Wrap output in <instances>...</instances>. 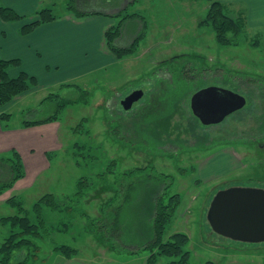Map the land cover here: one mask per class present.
Masks as SVG:
<instances>
[{"label": "rangeland", "instance_id": "obj_1", "mask_svg": "<svg viewBox=\"0 0 264 264\" xmlns=\"http://www.w3.org/2000/svg\"><path fill=\"white\" fill-rule=\"evenodd\" d=\"M210 4L208 0L48 3L58 16L70 12V6L81 14L124 10L112 18L115 24L137 13L123 22L115 44L127 47L141 38L136 51L111 71L117 79L103 77L83 84L90 103L71 104L61 112V147L50 152V167L36 184L17 197L36 224L39 218L33 207L45 194L52 193L65 210L44 207L45 225L38 235L27 236L31 246L16 250L12 263L28 258L31 264H60L64 255L57 246L70 245L88 264H147L151 250L143 247L154 240L156 199L163 182H171V192L179 193L182 202L165 240L176 232L186 233L189 264H264V241L244 242L213 233L207 219L217 191L235 185L264 188V29L248 23L243 13L247 30L239 44H221L211 25H199ZM242 7L229 4L234 16L244 12ZM210 81L249 98L243 109L217 125H204L190 109L191 96ZM141 85L145 96L131 109L121 108L119 99ZM58 91L65 98L80 96L74 87L41 88L12 104L9 124L52 114L54 102L42 101ZM226 149L240 152L243 164L237 170L222 171L225 165L215 159ZM18 213L8 203L0 205L2 217ZM17 231L19 227L0 222V246ZM173 259L163 255L158 264H172Z\"/></svg>", "mask_w": 264, "mask_h": 264}, {"label": "crops", "instance_id": "obj_2", "mask_svg": "<svg viewBox=\"0 0 264 264\" xmlns=\"http://www.w3.org/2000/svg\"><path fill=\"white\" fill-rule=\"evenodd\" d=\"M50 1L52 0H0V5L11 7L24 16L19 21H5L0 16V57L18 59L21 62L20 66L9 68L10 75L16 76L24 71L35 76L38 81L31 90L5 105L2 108L4 111L9 112L12 104L41 88L53 89L63 84L76 83L82 87L83 84L95 79L99 81L103 77L117 79L116 75L113 77L110 73L114 68H119L123 60L106 43V31L115 24L112 19L115 12L112 9L98 10L82 16L70 11L64 16L56 15L55 20L39 25L28 34L21 33L22 26L35 20L36 13L48 8ZM219 1L228 5L243 4L248 23L264 29V0ZM70 88L73 87L65 89ZM9 121L0 120V157L11 156L14 150L18 151L24 164V176L0 194V205L8 203L10 197L18 196L33 187L50 167V152L61 147L59 119L33 126H26L24 121L16 126L10 125ZM228 151L226 149L216 154L215 159L225 165L222 171L237 170L243 164V158L237 149ZM211 161V158L208 159L205 165ZM61 261L60 264H88L77 256L63 258Z\"/></svg>", "mask_w": 264, "mask_h": 264}, {"label": "trees", "instance_id": "obj_3", "mask_svg": "<svg viewBox=\"0 0 264 264\" xmlns=\"http://www.w3.org/2000/svg\"><path fill=\"white\" fill-rule=\"evenodd\" d=\"M210 1L206 16L199 21V25H211L216 33L217 41L225 45L239 44L241 36L247 30V19L245 12H240L236 16L231 14V10L227 3L219 0ZM71 7V6H70ZM69 8V11L74 12L78 16H82L80 12H76ZM124 11V10H123ZM123 11L113 14L112 17L121 16ZM35 20L25 23L21 28L22 34L32 32L36 27L43 23H47L56 19V15L52 8H43L37 13ZM137 13H131L123 16L117 23L111 26L106 31V43L108 48L119 58L122 59L127 55L133 54L140 42V37H137L130 46L120 47L115 44V39L120 35L123 22L131 17L137 16ZM0 16L5 21H19L24 19V16L19 14L11 7L0 5ZM21 62L18 59H4L0 57V120L9 121L11 113L2 110L8 103L12 102L16 97L28 92L38 84L37 78L24 71L16 76L9 74L11 66H20ZM74 87L80 91L78 98H65L61 95V91L49 94L42 103L52 101L55 104L54 112L44 119L29 120L25 119L26 126L38 125L50 121H55L60 118L61 112L69 105L83 102L90 103V92L83 89L78 84H63L60 90L64 88ZM249 101L248 95L244 94ZM251 97V96H250ZM255 100H253V103ZM78 146V144L76 145ZM144 169V168H142ZM24 176V164L21 155L14 150L11 156L0 157V194L4 190L12 187L14 183ZM159 196L156 199L154 208V240L152 243L145 245L143 248L151 250V254L147 258V264H158L160 256L166 255L173 259L172 264H189L190 251L186 249L190 238L186 233L176 232L171 235L170 239L165 240L168 225L172 223L176 212L182 202L179 193H172L171 188L173 183L163 182ZM81 190L77 192V197L81 195ZM8 204L17 208L19 213L0 218L3 225L10 224L13 228L19 227L20 231L13 232L5 238L0 246V264H31L28 258L12 263V257L16 250L23 247H29L32 240L28 235H38L40 228L45 225L42 213L44 207H49L53 210H65L55 199L52 193H48L39 198L34 204V211L39 218V223H33L27 211L24 208L23 202L17 197L12 196L7 200ZM70 208V207H68ZM57 249L64 255V258L70 259L77 255L78 249L70 245L57 246ZM206 264H213L208 261Z\"/></svg>", "mask_w": 264, "mask_h": 264}, {"label": "water", "instance_id": "obj_4", "mask_svg": "<svg viewBox=\"0 0 264 264\" xmlns=\"http://www.w3.org/2000/svg\"><path fill=\"white\" fill-rule=\"evenodd\" d=\"M144 93L143 89L137 88L120 104L123 109L129 110ZM247 102L242 93L209 85L191 96L190 106L204 125H213L243 109ZM207 219L213 233L238 241L263 242L264 188L235 185L217 191L209 205Z\"/></svg>", "mask_w": 264, "mask_h": 264}, {"label": "flooded vegetation", "instance_id": "obj_5", "mask_svg": "<svg viewBox=\"0 0 264 264\" xmlns=\"http://www.w3.org/2000/svg\"><path fill=\"white\" fill-rule=\"evenodd\" d=\"M216 81H218V80H216ZM209 85H218V86H222L221 84H219V82H213V81H210V82H208L204 87L209 86ZM137 88H141V89H143L144 92H145L144 95H143V97L145 96V94H146V89L143 88L142 85H141V86L133 87V88H131L126 94H124V95L122 96V98L119 99L118 104H119V106H120L121 108H123V107H122V105L120 104V102H121V101H122L127 95H129L131 92H133V91H134L135 89H137ZM143 97H142V98H143ZM142 98H141V99H142ZM141 99H140V100H141ZM140 100H139V101H140ZM139 101H137V102H139ZM190 101H191V99H190ZM137 102H136V103H137ZM136 103H135V104H136ZM135 104H134V105H135ZM134 105H133V106H134ZM190 109H191V106H190ZM199 122H201V121H199ZM201 123H202V122H201ZM213 125H217V124H213Z\"/></svg>", "mask_w": 264, "mask_h": 264}]
</instances>
